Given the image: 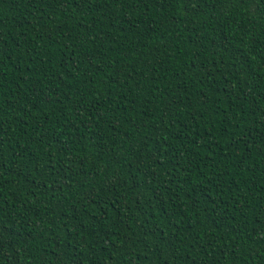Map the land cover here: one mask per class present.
<instances>
[{
    "label": "trees",
    "instance_id": "trees-1",
    "mask_svg": "<svg viewBox=\"0 0 264 264\" xmlns=\"http://www.w3.org/2000/svg\"><path fill=\"white\" fill-rule=\"evenodd\" d=\"M0 264H264V0H0Z\"/></svg>",
    "mask_w": 264,
    "mask_h": 264
}]
</instances>
